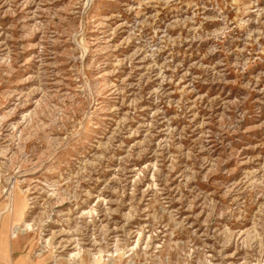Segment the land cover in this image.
I'll list each match as a JSON object with an SVG mask.
<instances>
[{
	"label": "rangeland",
	"instance_id": "rangeland-1",
	"mask_svg": "<svg viewBox=\"0 0 264 264\" xmlns=\"http://www.w3.org/2000/svg\"><path fill=\"white\" fill-rule=\"evenodd\" d=\"M4 222L0 264H264V0H0Z\"/></svg>",
	"mask_w": 264,
	"mask_h": 264
},
{
	"label": "bare ground",
	"instance_id": "bare-ground-1",
	"mask_svg": "<svg viewBox=\"0 0 264 264\" xmlns=\"http://www.w3.org/2000/svg\"><path fill=\"white\" fill-rule=\"evenodd\" d=\"M9 207H10V211H11V213L10 214H16L17 213V211H18V208H17V204H16V198H15V195L11 198V200H10V204H9ZM4 221H6L5 220V218H4ZM1 226V225H0ZM31 225L30 224H26V227H30ZM6 227V223L4 222V223H2V232H1V234H0V236L2 237V238H7V236H6V234H5V231H4V229L3 228H5ZM12 228H13V226H12ZM18 229H16V226H14V230L12 231V233H11V236H12V239H14L15 237H17V235H18V233L17 234H15V232L17 231ZM20 230H21V228H20ZM9 238V237H8ZM9 241V240H8ZM10 242V241H9ZM9 242H8V244H9ZM33 260V259H32ZM13 263V264H20L19 263V260L17 259V258H15V259H12V258H9V263ZM40 264V260L38 259H34V261H32V263L31 264Z\"/></svg>",
	"mask_w": 264,
	"mask_h": 264
},
{
	"label": "crops",
	"instance_id": "crops-1",
	"mask_svg": "<svg viewBox=\"0 0 264 264\" xmlns=\"http://www.w3.org/2000/svg\"><path fill=\"white\" fill-rule=\"evenodd\" d=\"M17 259L19 260L20 264H31V262L27 261L26 259H23L22 257H17Z\"/></svg>",
	"mask_w": 264,
	"mask_h": 264
}]
</instances>
